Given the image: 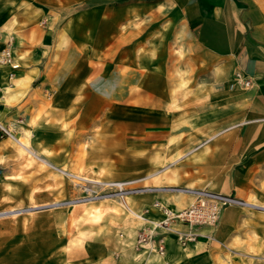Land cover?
Segmentation results:
<instances>
[{"label": "crops", "instance_id": "crops-1", "mask_svg": "<svg viewBox=\"0 0 264 264\" xmlns=\"http://www.w3.org/2000/svg\"><path fill=\"white\" fill-rule=\"evenodd\" d=\"M62 1L67 6L66 0H0V48L13 37L21 67L12 80L25 87L20 99L9 101L10 69H0V122L24 117L26 128L21 126V131L37 136L36 127L46 116L53 121L62 114L59 107L48 106L45 92L55 89L53 98L61 99L59 85L66 67H77L71 59L76 47L98 50L99 36H113L108 40L112 46L120 42L126 46L124 52H144L140 62L154 69L170 68L167 84L179 83L176 68L186 69L181 77L186 85L177 93L185 107H168L163 101L172 100V93L160 92L152 97L161 102L154 111L171 117L140 124L136 136L127 135L125 153L128 158L132 152L137 156L143 189L131 198V206L141 211L159 200L181 210L190 205L196 190L264 201V0H73L72 14L58 24L52 11L60 14ZM85 35L90 43L84 42ZM63 38L68 42L61 43ZM86 66L98 75L92 63ZM237 71L251 84L236 83ZM108 74L115 78L114 70ZM109 82L114 87V81ZM97 84H88L96 85L94 98ZM103 98L113 99L112 92ZM48 140L47 151L62 149L55 138ZM248 212L239 205L224 208L218 225L201 228L202 235L187 246L169 235L163 255L129 246L115 258L112 252L119 242L114 238L106 249L98 250L95 244L78 250L76 259L86 258L89 264H251L242 252L251 243L245 225L256 222ZM151 216L160 213L153 209ZM126 230L125 242H135V228ZM48 235L44 230L30 237L33 254L49 249Z\"/></svg>", "mask_w": 264, "mask_h": 264}, {"label": "rangeland", "instance_id": "rangeland-1", "mask_svg": "<svg viewBox=\"0 0 264 264\" xmlns=\"http://www.w3.org/2000/svg\"><path fill=\"white\" fill-rule=\"evenodd\" d=\"M66 2L67 6L60 2L63 7L60 14L52 11L58 24H64L72 14L74 6L69 2L74 1ZM80 7L81 4L77 5ZM33 33L34 39L37 32ZM109 39L113 40V36H99L98 50L76 47L71 59L77 67H66V77L59 85L60 100L53 98L55 89H46V103L51 109L59 107L62 114L53 121L51 115L46 116V121L36 127L37 136L30 135L33 155L14 137L0 138V264H89L86 258L76 259L78 250L95 244L98 250L106 249L114 238L119 242L112 252L115 258L129 246L138 249L134 243L143 222L132 214V210H137L131 206V198L141 193L142 186L138 158L133 152L128 158L125 142L128 133L132 137L137 135L140 124L171 117L154 111V105L161 102L152 97L160 92L172 93V100L163 101L168 107L181 110L185 107V101L178 100L177 93L186 85L181 80L186 69L176 68L179 83L167 84L165 81H170L172 75L170 68H151L149 63L140 62L144 52H124L126 46L120 42L112 46ZM67 42L66 38L61 41ZM84 42L90 43L91 38L85 35ZM179 55L184 57L182 51ZM88 61L97 67L98 75L90 73ZM18 63L21 67L20 60ZM70 70L74 73L69 74ZM112 70L115 78L108 74ZM154 71L161 74L159 78L151 77ZM109 80L114 81V87L107 83ZM96 81L98 98L92 97L96 95V85H88ZM110 91L113 99L103 98ZM21 118L24 121L18 124L16 136L22 134L21 128L26 124L24 117L16 119ZM51 137L62 146L60 151L45 149L51 147L48 140ZM74 174L95 180L77 179ZM113 181H129L126 187L130 192L109 186ZM195 197L192 196V201ZM238 200L233 205L244 207L256 221L245 225L251 243L242 252L250 257L251 264H264V218H255L264 216V201ZM130 226L135 228V242L131 244L125 242L126 228ZM44 230L49 231L50 247L45 254H33L30 237L41 235Z\"/></svg>", "mask_w": 264, "mask_h": 264}, {"label": "built area", "instance_id": "built-area-1", "mask_svg": "<svg viewBox=\"0 0 264 264\" xmlns=\"http://www.w3.org/2000/svg\"><path fill=\"white\" fill-rule=\"evenodd\" d=\"M9 68V78L12 80L15 70L20 67L15 54L13 37L9 38L5 45L0 48V69ZM235 81L243 86L251 84V79L242 71L236 72ZM24 119H16L9 123L0 122V138L14 137L17 126ZM129 181H113L109 186L119 188L122 192H130L127 184ZM143 189H139L142 191ZM195 199L189 206L175 210L162 201L156 200L152 206H146L141 211H131L132 214L143 222L139 229L136 247L149 249L158 255L166 252V239L172 235L182 245L187 246L198 240L202 235L201 228H214L218 225L221 212L224 208L239 203L238 198L231 194L217 193L210 190H196ZM153 209L159 211L160 216L152 217ZM143 264H150L144 261Z\"/></svg>", "mask_w": 264, "mask_h": 264}, {"label": "bare ground", "instance_id": "bare-ground-1", "mask_svg": "<svg viewBox=\"0 0 264 264\" xmlns=\"http://www.w3.org/2000/svg\"><path fill=\"white\" fill-rule=\"evenodd\" d=\"M21 83H23V82H21ZM22 85H20V83L17 85V84H15L14 85V83H11L9 86H8V89L7 90H9L10 92H11V94H10V98H8L9 99V101L11 100V99H13L14 98V100L15 99H17V98H19L21 95H23V91H24V89H25V87H23L24 89H22ZM20 99V98H19ZM13 103V102H12ZM30 132H22V134H20V135H18V136H14V139H15V141L19 144V145H21L23 148H25V149H28L29 150V152H30V154L31 155H33V153L35 152L33 149H32V143H31V140H30ZM18 150V149H17ZM74 176L77 178V179H85V180H95V179H93L92 177H90V176H82V175H79V174H74Z\"/></svg>", "mask_w": 264, "mask_h": 264}]
</instances>
